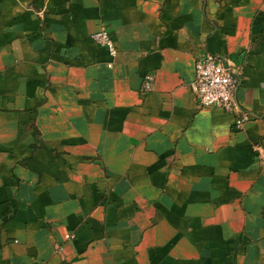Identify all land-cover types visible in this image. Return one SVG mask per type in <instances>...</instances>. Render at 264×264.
<instances>
[{
  "label": "crops",
  "instance_id": "crops-1",
  "mask_svg": "<svg viewBox=\"0 0 264 264\" xmlns=\"http://www.w3.org/2000/svg\"><path fill=\"white\" fill-rule=\"evenodd\" d=\"M0 264H264V0H0Z\"/></svg>",
  "mask_w": 264,
  "mask_h": 264
},
{
  "label": "built area",
  "instance_id": "built-area-1",
  "mask_svg": "<svg viewBox=\"0 0 264 264\" xmlns=\"http://www.w3.org/2000/svg\"><path fill=\"white\" fill-rule=\"evenodd\" d=\"M94 40L106 46L112 55L117 53L108 28L102 27L93 34ZM196 79L193 90L200 106H219L236 115L237 128H243L251 114L243 110L236 99V90L240 84L239 72L229 57L206 52L196 60ZM153 76L144 79V88H153Z\"/></svg>",
  "mask_w": 264,
  "mask_h": 264
}]
</instances>
